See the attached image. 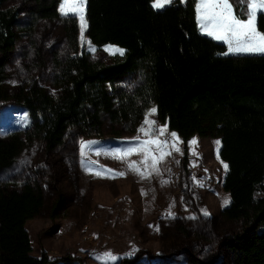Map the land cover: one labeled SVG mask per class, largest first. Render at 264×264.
I'll list each match as a JSON object with an SVG mask.
<instances>
[{"label":"trees","instance_id":"trees-1","mask_svg":"<svg viewBox=\"0 0 264 264\" xmlns=\"http://www.w3.org/2000/svg\"><path fill=\"white\" fill-rule=\"evenodd\" d=\"M152 1L86 0L88 9L99 10V27L108 44L125 50L112 65L78 53L76 18H52L62 25L67 44L53 58L48 87L37 75L45 64L21 65L14 75L7 71L18 15L0 8V102L8 96L29 118L24 135L11 131L0 138V171L35 140L50 151L83 139H121L124 130H137L155 106L169 132L182 141L184 177L189 175L184 114L193 117L199 137L220 141L218 158L228 165L224 193L233 192L264 160V55H224L226 45L202 35L191 23L154 10ZM257 23L264 32V17ZM137 72L138 84L119 86ZM105 122L110 126L107 134ZM43 208L40 190L31 185L19 191L0 187V264H52L44 254L32 256L25 227ZM238 215L243 231L230 244L232 264H264V176L254 183L252 198L240 205ZM219 260L215 256L202 264Z\"/></svg>","mask_w":264,"mask_h":264},{"label":"rangeland","instance_id":"rangeland-1","mask_svg":"<svg viewBox=\"0 0 264 264\" xmlns=\"http://www.w3.org/2000/svg\"><path fill=\"white\" fill-rule=\"evenodd\" d=\"M61 2H0L1 9L16 10L18 15L14 46L6 57L9 73L14 75L21 65L35 61L45 64L46 69L37 75L48 87L53 58L66 50L67 44L62 25L52 20L66 17L59 10ZM153 9L171 14L180 23L196 22L194 0L186 3L175 0L162 9ZM85 17L83 43L79 19L74 17L78 21V53L101 65L119 61L123 55L113 54L118 47L108 44L99 27V10L85 5ZM88 42L94 52L88 50ZM106 48L112 51H105ZM140 81L141 73L137 72L125 76L119 86L129 89ZM8 98L0 102V138L11 131L24 135L29 128L25 109ZM155 108L156 113L147 118L156 121L157 126H167L159 108ZM141 126L133 132L124 130L121 139H83L76 145L68 143L50 151L35 140L10 167L0 171L1 188L19 191L27 184L42 194V213L25 225L32 256L39 259L44 254L52 264H102L97 256L105 252L119 257L115 264L125 261L130 264H202L219 256L217 264H232L230 244L243 231L238 209L252 198L254 183L264 176V160L233 192L224 193L222 183L226 170L218 158V138L199 137L193 117L184 114L182 129L189 175L184 177L180 167L183 154L179 138L177 146L181 151L172 150L171 155L165 156L158 165L160 174L141 179L128 164L133 161L139 164L143 154L136 152L124 159L104 154L134 146L138 135L145 139L139 132ZM109 129L105 122L104 132L107 134ZM170 133L167 128L160 139L169 137ZM193 139L197 144L190 143ZM82 143L88 145L84 156L81 155ZM97 151L102 154L96 155ZM97 166L126 175L97 176L94 174ZM225 199L230 200L227 206H224Z\"/></svg>","mask_w":264,"mask_h":264},{"label":"snow or ice","instance_id":"snow-or-ice-1","mask_svg":"<svg viewBox=\"0 0 264 264\" xmlns=\"http://www.w3.org/2000/svg\"><path fill=\"white\" fill-rule=\"evenodd\" d=\"M174 2L175 0H153L152 6L156 9H162ZM180 2L186 3V0H180ZM85 3L86 0H62L59 9L63 16L78 17L82 43L87 27ZM194 8L200 33L213 40L223 42L227 47V51L223 53L224 55H264V32L259 30L257 23L259 18L264 17V0H194ZM88 43V50L94 52L95 49L91 47L90 42ZM105 51H112V49L106 48ZM124 51L115 48L113 54L123 55ZM156 111L157 109L153 107L148 116L155 114ZM139 132L143 134L145 139H141L138 135L134 138L136 142L134 146L116 149L111 153L104 154H109L114 159H124L133 153L139 152L143 154V160L139 164L134 161L129 162V169L138 174L141 179L150 177L153 173L159 175L158 165L164 160L165 156L171 155L172 150L181 151L177 146L179 137L177 133L171 132L169 137L160 139L167 132V126H157L156 121L148 119L147 116ZM190 143L195 145L197 141L193 139ZM216 144L219 145L220 141H216ZM87 148L88 145L81 144L82 156L86 155ZM101 154L99 151L96 152V155ZM224 168L227 170L228 165L225 164ZM94 174L97 176L103 174L108 178L126 175L124 172H115L106 168L101 169L100 166H97ZM229 203L230 200H224V206ZM169 215L171 216V213ZM205 215H207L206 212ZM97 259L101 260L102 264H109V262L115 264L119 257L111 252H105L97 256Z\"/></svg>","mask_w":264,"mask_h":264},{"label":"crops","instance_id":"crops-1","mask_svg":"<svg viewBox=\"0 0 264 264\" xmlns=\"http://www.w3.org/2000/svg\"><path fill=\"white\" fill-rule=\"evenodd\" d=\"M186 2H188V0H186ZM189 2H190V0H189ZM188 23H191V24H193V25H195L197 28H198V26H197V22H195V21H191V22H188ZM198 31H199V29H198ZM200 32V31H199ZM203 35V34H202ZM205 36V35H204ZM208 38H210V37H208ZM214 41H216V40H214ZM216 42H220V41H216ZM220 43H223V42H220Z\"/></svg>","mask_w":264,"mask_h":264}]
</instances>
